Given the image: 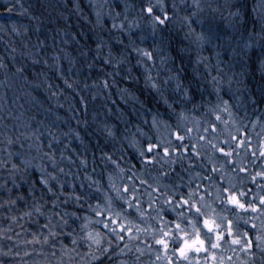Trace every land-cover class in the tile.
<instances>
[{
	"label": "trees",
	"instance_id": "16d2710c",
	"mask_svg": "<svg viewBox=\"0 0 264 264\" xmlns=\"http://www.w3.org/2000/svg\"><path fill=\"white\" fill-rule=\"evenodd\" d=\"M157 1L22 0L18 28L0 23V264H116L122 247L89 249L86 224L110 218L114 175L154 164L151 121L222 97L264 117L262 1L161 0L167 23L135 26Z\"/></svg>",
	"mask_w": 264,
	"mask_h": 264
},
{
	"label": "rangeland",
	"instance_id": "374dc122",
	"mask_svg": "<svg viewBox=\"0 0 264 264\" xmlns=\"http://www.w3.org/2000/svg\"><path fill=\"white\" fill-rule=\"evenodd\" d=\"M21 1L0 0V23H6L12 29L18 28L21 18L16 14L25 13ZM261 1L264 11V0ZM157 2L163 4L161 0ZM144 15L149 16L141 10L138 15L140 20H134L135 26L147 20ZM112 26L117 28L115 23ZM123 26L120 25V28ZM215 90L219 93L221 88L216 87ZM222 99L219 104L205 111L207 117L203 119L199 117L201 114L186 112L182 115L187 117L178 120L176 124L161 117L155 123L151 121L154 132L146 133L145 137L148 143L161 146L150 154V163L154 164L144 169L140 173L142 177L137 181L124 182L123 176L114 175L112 216L109 219L96 217L93 222H87L85 237L89 233L99 234L100 245L109 244L113 239L122 247L121 250L127 245L126 250L119 251L116 264H262L260 260L264 259V241L259 242V247L255 245L257 236L264 237V205L261 204V198L264 197V117L251 119L248 111L239 115V111L225 98ZM241 105L236 107L240 109ZM177 131L183 135V140L176 138ZM209 141L216 148L210 147ZM148 143L142 148L146 155ZM134 145L138 147L137 143ZM164 147L169 148L167 156L163 152ZM219 148H223L224 152L221 153ZM196 152L200 155H196ZM126 185L129 193L121 199ZM223 188H228L230 193L234 192L246 207L240 209L228 204L225 200L228 193L223 192ZM184 199L189 200L190 204L194 201L200 207L203 215L199 217L198 223L191 214L195 209L183 205ZM109 201L110 198L108 201L106 198L101 212L108 213L106 209ZM128 203L132 204L131 208ZM249 204L255 206L256 211L248 208ZM137 208L144 213L143 216L136 211ZM117 211L122 212L120 222L126 226L131 222L134 229L133 233H122L125 236L123 241L118 240L112 232L113 228L116 232L121 231L119 223H111ZM205 217L219 224L218 231L224 234L225 238L219 242L218 248L211 246V242H216L215 232L211 233V242H208V236L205 235ZM228 220L233 222V236L227 235ZM104 223L108 224L106 229L109 233L106 235L96 229L97 224L104 227ZM177 223L182 231L176 230ZM136 227L142 229L138 234L135 232ZM197 230L200 238L206 241L207 251H192L187 259L180 257L174 250L180 247L184 239H194ZM164 232L171 233L164 237L168 240L166 250L156 243ZM129 236L133 237L131 242ZM235 236H239L241 244L232 243ZM246 241L253 243L246 248Z\"/></svg>",
	"mask_w": 264,
	"mask_h": 264
},
{
	"label": "snow or ice",
	"instance_id": "6c2138e0",
	"mask_svg": "<svg viewBox=\"0 0 264 264\" xmlns=\"http://www.w3.org/2000/svg\"><path fill=\"white\" fill-rule=\"evenodd\" d=\"M196 7L199 8V3L198 2L196 3ZM143 11H146L149 14V16H152V18H153V30H155V27H156L157 23L159 25H165L167 23L168 19H169L168 13H167V11L164 9V7L162 5H160V14L159 15L155 14V9L151 5L146 6L143 9ZM195 14L196 13L194 12L193 15H195ZM188 19H189L188 17H185V20H188ZM190 22L191 21L189 20V23ZM196 38H197V40L204 39L203 33L197 34ZM144 54L146 56H149V57L151 56V53H148V52H145ZM153 123H155V120L153 121ZM205 131H207V129H205ZM175 135H176V138L178 140H183L184 139L183 135H181L179 133V131H177L175 133ZM201 139H204V138L201 137ZM208 143H209L210 147L216 148V145H212L211 141H209ZM160 147L161 146L159 144L153 145L152 143H148V145H147V155L145 154V152H143V151L141 152V156H144L145 162H150V159H149L150 154L153 152L154 149H158ZM193 151H195V146H193ZM219 151L221 153H223L224 149L223 148H219ZM163 152H164V154L166 156L169 155V148L168 147H164L163 148ZM157 155H159V153H157ZM196 155H200V153L196 152ZM213 170L215 171V169H213ZM129 179L131 180L132 178L129 177ZM117 191H119V189H117ZM132 191L133 192L135 191V186H133ZM223 192L228 193V195L225 198V200H226V202L228 204L233 205L234 207H237V208H240V209H244L246 207V205L240 201V199L237 197V195L234 192H231V193L229 192L228 188H223ZM128 193H129V188L126 185L124 187V193L121 196V199H124V197L127 196ZM240 195H243V193H240ZM12 203H14V201ZM182 203H183V205H188L190 209H195V212L191 213V214L196 217V221L195 222L198 223L199 222V217L203 215L201 213L200 207H197L194 201L190 204L189 200H187V199L182 200ZM261 204L264 205V197L261 198ZM128 207L131 208L132 204L128 203ZM247 207L251 208L253 211H256L255 206H253L251 204L247 205ZM106 210L109 212V216L111 217L112 216V205H111L110 201L108 203V206H107ZM136 211L140 212L141 216L144 215V213L141 212L140 208H137ZM121 214H122L121 211L115 212V219H111V223H113V224L119 223L120 224L121 231L120 232H116V229L113 228L112 232L116 234V238L118 240L123 241L125 239V236L122 233L125 232V231L128 232V233H133L134 229H133V226L131 225V222H129V224L127 226L124 223L120 222L119 218L121 217ZM97 215H102V212H97ZM180 215L182 216L183 213H181ZM100 222L103 223V221H100ZM203 225L207 229V233L205 235L208 236V242H211V233L215 232L216 242H211V246L214 249L218 248L220 246L219 242L225 238L224 234L221 233L220 231H218L220 225L217 224L214 220H209L206 217L203 219ZM104 227L107 228L108 224L104 223ZM193 227H195V224H193ZM175 228H176L177 231H182L181 227H180V224H178V223L175 224ZM141 231H142L141 228H139V227L135 228V232L137 234L140 233ZM233 231H234L233 222L231 220H228L227 221V235L228 236H233ZM170 235H171L170 232H164L163 235L161 236V238L156 240V243L158 245L162 246L166 250L168 248V240L165 239L164 237H168ZM184 235L187 236V233H184ZM245 235H247V233H245ZM132 238H133L132 236L128 237L129 242H131ZM87 239L89 241H91V243H89V245H88L89 249L92 248V244H96V245H100L101 244V240L99 238V234L93 235L92 233H89L87 235ZM260 241H264V237L257 236V243H256L255 246L259 247V242ZM73 243H75V241H73ZM232 243L239 245V244L242 243V241L239 238V236H235L232 239ZM244 243H245V247L247 248L253 242L252 241H246ZM205 244H206V241L204 239L200 238L199 232L197 230V234H196L194 239H184L183 243L180 245V247L176 248L174 251L176 253H178L180 257H183L184 259H187V255L190 252H192V251H195L197 253H199L201 250L207 251V249L205 247ZM110 245H111V242L109 241V247H110ZM126 249H127V245H125V249H122L121 251H124ZM98 250H102L103 252H107L108 248H103V249H98ZM137 250L139 251V249H137ZM93 257H94V254H93ZM158 259H159V257H158Z\"/></svg>",
	"mask_w": 264,
	"mask_h": 264
}]
</instances>
